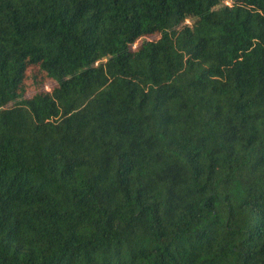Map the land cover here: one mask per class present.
I'll return each instance as SVG.
<instances>
[{
  "label": "trees",
  "instance_id": "trees-1",
  "mask_svg": "<svg viewBox=\"0 0 264 264\" xmlns=\"http://www.w3.org/2000/svg\"><path fill=\"white\" fill-rule=\"evenodd\" d=\"M225 1L0 0V264H264V0Z\"/></svg>",
  "mask_w": 264,
  "mask_h": 264
},
{
  "label": "built area",
  "instance_id": "built-area-1",
  "mask_svg": "<svg viewBox=\"0 0 264 264\" xmlns=\"http://www.w3.org/2000/svg\"><path fill=\"white\" fill-rule=\"evenodd\" d=\"M225 3L228 4V1L226 0Z\"/></svg>",
  "mask_w": 264,
  "mask_h": 264
},
{
  "label": "rangeland",
  "instance_id": "rangeland-1",
  "mask_svg": "<svg viewBox=\"0 0 264 264\" xmlns=\"http://www.w3.org/2000/svg\"><path fill=\"white\" fill-rule=\"evenodd\" d=\"M48 88V87H47Z\"/></svg>",
  "mask_w": 264,
  "mask_h": 264
}]
</instances>
